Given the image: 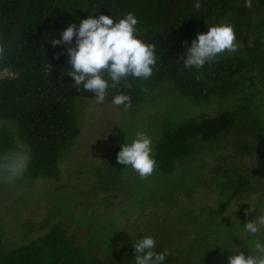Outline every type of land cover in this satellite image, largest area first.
Returning a JSON list of instances; mask_svg holds the SVG:
<instances>
[{"label": "trees", "instance_id": "obj_1", "mask_svg": "<svg viewBox=\"0 0 264 264\" xmlns=\"http://www.w3.org/2000/svg\"><path fill=\"white\" fill-rule=\"evenodd\" d=\"M174 3L175 0H0V47L4 49L0 57V119L16 126V133L9 128L0 135V155L16 150L19 143L28 149L30 157L24 175L9 183L13 190L11 202H24L10 207L16 214H23V220L7 222V212L0 210V264H135L134 245L146 236L156 240L154 251L167 252L163 264H229L234 253L243 251L247 256L251 250L255 254V242L264 243V228L253 235L245 231L243 223V231L238 233L226 226L230 218L223 223L225 227L217 219V230L210 233L197 228L199 219L195 220L198 225L188 221L198 200H203L205 207L217 205L208 204L209 195L201 183L213 176L217 165H222L224 175L229 177L228 189L243 193L247 200L243 220L264 215L255 208L257 200L264 203V0H252L250 8L245 7V0H200L199 10L194 8L195 0L177 6ZM129 12L138 19L136 35L155 44L157 63L147 80L129 78L131 88H125L123 82L116 89L110 87L107 100L112 102L115 95L123 93L136 104L144 82L156 86L163 81L175 84L180 95L198 105L214 97L230 100L212 114H200L165 129L155 146L154 158L163 176L173 173L177 163L184 164L183 170H195V175H190L193 184L185 189L189 200L175 205L170 200L163 201L157 211L159 200L152 199L146 204L150 227L144 230L125 229L121 214L108 216L104 221L107 225L110 220L108 227L95 221L80 227L77 218L65 217V204L60 205L59 215L53 206L48 209L53 212L39 217L40 210L46 211L42 203L56 202L54 197L42 196L44 200L35 207L34 202L30 205L25 200L36 199L15 197L14 191L22 188L26 179L36 180L56 170L60 152L72 139L75 104L95 96L83 91L82 86L81 90L73 86L65 47L53 46L51 41L61 39L70 24L78 22L79 27L89 16L109 15L117 22ZM219 24L234 26L238 50L218 55L215 62L199 70L186 69L183 56L193 40L199 33H206L208 27ZM234 137L246 142L253 155L222 161L216 159L217 154L213 157L209 153H228V142ZM232 169L233 177L229 172ZM242 173L243 177L239 176ZM2 199L0 196V202ZM190 202H194L193 206ZM226 205L214 209L213 215L224 218ZM251 208L254 211H249ZM15 215L10 212V217ZM227 225H232L230 220Z\"/></svg>", "mask_w": 264, "mask_h": 264}, {"label": "rangeland", "instance_id": "obj_2", "mask_svg": "<svg viewBox=\"0 0 264 264\" xmlns=\"http://www.w3.org/2000/svg\"><path fill=\"white\" fill-rule=\"evenodd\" d=\"M186 1L175 0L174 4L177 6ZM63 45L67 53V66L71 68L67 49L76 46L75 37L72 44ZM94 98L95 96L88 98L85 103L77 102L75 104L72 116V139L69 145L60 152L55 165L56 170L53 169L51 175H40L36 180H23L24 186L16 189L14 195L20 198L32 197L36 199L35 201L25 200L30 205L34 202L35 207H39L44 200L42 196H47V199L50 196L54 197L56 202L49 201L50 205L42 203L46 211L40 210L39 217H42V214L47 215L50 210L53 212L51 209L53 206L56 207L55 211L59 215L60 205L65 204L68 207L65 217L69 215L77 218L76 223L80 221L78 224L80 227L86 225L88 221L106 225L104 221L108 216L114 217L121 214L122 221L126 223L125 229L132 231L138 227L144 230L150 227L148 224L150 223L149 217L151 218L150 212H147L149 205L146 207V204L150 203L152 199L159 200L157 203V211H159L160 204H164L163 201L170 200L172 205L188 201L189 196L185 189L193 184L194 179H191L190 175H195V170H183L184 164L177 163L173 173L163 176L156 165L151 176L141 179L131 166L128 167L117 162V155L122 150V146L126 143L131 144L137 132L142 131L152 139L154 155L155 146L161 140L165 129L175 128L200 114H212L214 110L223 108L230 100L214 97L208 103L198 105L189 98L180 95L175 84L169 81H163L156 86L144 82L139 102L132 104L131 110L127 112L123 110L122 105H114L107 99L104 103L98 104ZM9 128L16 133V126L12 122L0 119V135ZM228 143H231L228 153L220 154L221 150L209 151V153L213 154V157L214 154H217L216 159L219 158L222 161L244 154L253 155L248 150V144L242 142L241 139L234 137ZM17 146L16 150L21 148L25 152H29L27 148H24V145L17 143ZM255 160H258L259 163L261 161L258 157ZM235 169L229 170L231 177H233ZM215 171L209 180L205 179L201 183L205 193L209 195L208 204L217 205L205 207L202 205L203 200H198V204L195 206L197 208L191 209L190 219L187 220L198 225V221L195 220L199 219L200 223L198 226L196 225L197 228L207 229L206 231L210 233L217 230L215 223L217 219L221 226L225 227L223 223L230 218L232 225H227L229 224L228 220L226 226L234 228L240 233L243 231V223H247V220H243V209L246 208L247 200L243 198V193H236L234 189L233 191L228 189L229 177L224 175L225 169L222 165H217ZM243 175L244 173L239 174L241 177ZM260 180L263 179L260 178ZM18 183L21 185L22 182ZM8 185V182L0 180V196L4 197L0 202V210L4 213L7 212V222H20L23 220V214L19 212L16 214L14 207H10V204L17 206L24 202H21V199H14L11 202L13 190L10 188L11 185ZM18 190L25 192H17ZM135 201H137L136 205ZM260 201L261 199L256 201L255 208L264 213V203ZM190 203L193 206L194 202ZM225 205L223 211L228 215L227 217L226 214L224 218L213 215L214 209L222 208ZM49 207L51 208L48 211ZM11 211L14 215L16 214L13 218L10 217ZM26 217L24 216V218ZM107 225H111L110 220ZM114 226L116 224L110 227ZM110 229L111 232L118 233L117 230ZM215 238L222 240L218 236Z\"/></svg>", "mask_w": 264, "mask_h": 264}, {"label": "clouds", "instance_id": "obj_3", "mask_svg": "<svg viewBox=\"0 0 264 264\" xmlns=\"http://www.w3.org/2000/svg\"><path fill=\"white\" fill-rule=\"evenodd\" d=\"M200 0H195L194 8H201ZM252 0H245V7H251ZM137 17L129 12L122 19L114 22L112 16L101 14L98 18L89 16L80 22L70 24L61 33V39L51 41L53 46L72 44L75 37L76 46L67 49L71 70L68 74L74 79V87L95 94L98 104L104 103L107 91L116 89L123 82L125 88H131L129 78L147 80L153 75L157 63L156 46L144 42L136 35ZM187 44V42H185ZM238 42L234 26L219 24L208 27L206 33H199L187 49L184 57L186 69H201L206 64L215 62L224 52L235 53ZM4 49L0 47V57ZM199 79V76H197ZM111 81V84L109 83ZM112 103L123 106L125 112L131 110L129 95L120 93L113 97ZM117 162L127 165L140 176L147 179L156 168L153 155L152 139L144 132H137L131 144H124L117 155ZM30 164L28 153L13 150L0 155V180L14 183L27 171ZM249 211H254L252 208ZM245 231L258 234L264 228V215L256 216L244 225ZM156 240L146 236L134 245L135 264H163L167 252H156ZM238 251L229 257V264H264V243L255 242V254Z\"/></svg>", "mask_w": 264, "mask_h": 264}]
</instances>
